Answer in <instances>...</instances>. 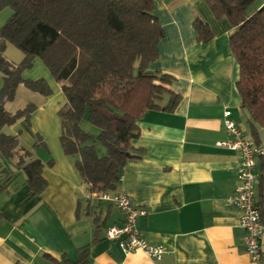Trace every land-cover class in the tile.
I'll return each instance as SVG.
<instances>
[{
	"label": "crops",
	"instance_id": "obj_1",
	"mask_svg": "<svg viewBox=\"0 0 264 264\" xmlns=\"http://www.w3.org/2000/svg\"><path fill=\"white\" fill-rule=\"evenodd\" d=\"M263 3L256 0L251 10ZM154 13L164 36L158 57L147 65L174 77L170 88L180 99L172 112L148 110L138 120L139 136L130 142L135 157L120 169L115 191L145 209L136 220L139 234L147 243L163 246L164 254L156 260L140 249L124 252L104 235L109 226L122 223V215L93 197L74 166L79 156L63 152L57 112L66 98L34 57L38 76L26 69L21 76L44 78L52 91L30 117L31 130L42 139L44 153L38 158L47 184L29 196L21 167L0 163V264H55L62 256L75 261L82 247L87 250L80 264H256L243 248L241 212L226 204L237 185L238 154L217 145L231 138L223 127L226 109L252 139L249 115L240 108L235 87L238 66L229 49L235 28L226 17L215 18L207 0H154ZM196 15L212 32L207 42L197 40ZM83 122L87 120L82 128ZM257 132L258 143L252 140L264 143V127ZM97 149L100 156L105 153L102 146ZM255 171L264 221V159H256Z\"/></svg>",
	"mask_w": 264,
	"mask_h": 264
},
{
	"label": "trees",
	"instance_id": "obj_2",
	"mask_svg": "<svg viewBox=\"0 0 264 264\" xmlns=\"http://www.w3.org/2000/svg\"><path fill=\"white\" fill-rule=\"evenodd\" d=\"M255 2L207 0L215 18L224 16L235 28L229 35V49L238 66L235 87L240 108L249 115V133L258 143L257 127H264V3L251 10ZM5 7L12 12L0 27V154L10 158L18 146L17 137L2 128L22 119L29 130L36 107L28 103L13 113L4 108L17 86L22 83L44 96L51 93L45 79L21 76L22 69L30 68L38 57L66 98L58 110L63 152L79 156L74 166L91 193L115 191L120 169L135 157L130 142L139 136L138 120L148 110L172 112L180 99L170 88L174 77L147 65L158 57L157 45L164 36L154 0H0V10ZM192 24L198 41L212 38L197 15ZM6 42L24 53L17 65L2 56ZM83 120L97 127V133L86 132ZM97 145L105 149L101 156ZM21 150L17 166L26 176L28 195L33 196L47 182L40 173L41 161ZM86 248H79L75 261L62 256L54 263L80 264Z\"/></svg>",
	"mask_w": 264,
	"mask_h": 264
},
{
	"label": "built area",
	"instance_id": "obj_3",
	"mask_svg": "<svg viewBox=\"0 0 264 264\" xmlns=\"http://www.w3.org/2000/svg\"><path fill=\"white\" fill-rule=\"evenodd\" d=\"M231 111L226 109L223 114V127L231 137L227 141H219L217 145L225 146L238 154V167L234 178L237 180L233 192L226 198V204L236 206L241 214L239 225L244 231L243 248L256 264H264V221L261 206L255 194L256 159H264V143L256 144L245 135L231 118ZM99 201L107 202L118 209L122 215L120 225H111L104 234L109 240H116L124 252L136 249L142 250L151 259L159 260L164 254L160 244H149L141 236L137 219L144 216L146 211L134 204L123 192L99 191L92 193Z\"/></svg>",
	"mask_w": 264,
	"mask_h": 264
},
{
	"label": "rangeland",
	"instance_id": "obj_4",
	"mask_svg": "<svg viewBox=\"0 0 264 264\" xmlns=\"http://www.w3.org/2000/svg\"><path fill=\"white\" fill-rule=\"evenodd\" d=\"M256 3V2H255ZM254 8V5L250 7V9ZM12 10L9 7H5L0 10V27L5 23V21L8 19L7 17L10 16ZM2 56L11 64L17 65L22 61L24 58V53L18 49L16 46L11 44L10 42L5 43L4 51L2 52ZM23 71H28L32 76H38V69L37 65L35 64L33 67L31 65L30 68L22 69ZM23 73V72H21ZM32 79V77H29ZM39 79L33 78V80ZM44 79V78H43ZM3 85V75L0 72V89ZM52 92V91H51ZM55 93V92H54ZM51 94V93H50ZM47 96V95H46ZM46 96L41 95L38 92H35L33 90L28 89L24 84H19L16 88V92L14 95V98L10 101L4 102V108L8 112H15L18 109H21L22 107H25L28 103H33V105H38L41 102H44L46 100ZM58 115V112H57ZM86 121V120H85ZM83 128L86 132H89L91 134H95L98 131V128L94 125L90 124L89 122H83ZM14 131V135L19 139V143L24 147L25 150L30 151V159L32 158H38V155H41L44 153V150H42L39 146L43 145L41 143V137L39 133H34V131L31 130V127L29 125V130L26 129L22 122L16 121V123L12 125H5L2 128V132L9 135L10 131ZM39 135V136H38ZM19 146L16 147L14 156H11L10 158H5L0 154V163H17L19 154L21 153ZM44 147V146H42ZM46 148V147H45ZM23 153V151H22ZM22 155V154H21ZM29 158L26 160L28 161ZM39 159V158H38Z\"/></svg>",
	"mask_w": 264,
	"mask_h": 264
}]
</instances>
